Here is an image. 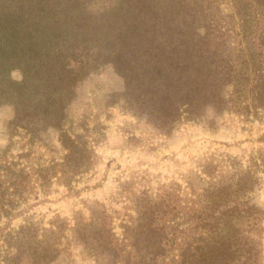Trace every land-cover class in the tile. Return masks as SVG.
Here are the masks:
<instances>
[{"label":"trees","instance_id":"16d2710c","mask_svg":"<svg viewBox=\"0 0 264 264\" xmlns=\"http://www.w3.org/2000/svg\"><path fill=\"white\" fill-rule=\"evenodd\" d=\"M98 1L103 8L92 11ZM231 2L247 51L245 70L227 53L231 28L225 26L221 0H0V108L14 109L8 122L12 143L0 154L5 264L56 263L67 250L68 229L92 251L94 264H261L264 204L257 194L264 183L263 148L246 162L212 153L178 200L134 193L137 214L121 222V239L98 200L88 206L89 215L74 212L72 227L56 214L50 227L24 216L18 228L8 229L24 214L23 201L38 186L50 193L59 173L52 164L29 168L6 159L20 129L32 142L58 131L66 153L57 184L73 190L77 176L93 168L89 134H76L66 123L78 90L102 69L111 67L121 76L130 108L147 113L168 137L183 120L207 119L216 126L226 111L246 120L261 117L264 0Z\"/></svg>","mask_w":264,"mask_h":264},{"label":"rangeland","instance_id":"374dc122","mask_svg":"<svg viewBox=\"0 0 264 264\" xmlns=\"http://www.w3.org/2000/svg\"><path fill=\"white\" fill-rule=\"evenodd\" d=\"M221 4L225 11V26L229 24L231 28L227 53L239 68L245 70L248 56L239 28H236L232 2L221 0ZM103 6V2L98 1L91 5V10H101ZM13 76L20 79L22 73L14 70ZM123 91V79L111 67L92 75L78 90L66 128L76 134H89L95 164L89 172L77 176L73 190L56 183L61 175L59 164L66 153L58 131L44 132L32 142L31 136L20 129L6 159L20 160L29 168L52 164V172L55 169L59 173L52 180L50 193L42 192L38 186L28 200L23 201L19 210H24V214L11 220L8 229L18 228L24 222V216L43 227H50L56 214L66 218L72 227L75 225L74 212L82 210L89 215L88 206L98 200L112 214L114 231L121 239V222L128 220L131 214H137L133 210L134 193L142 198L151 196L157 201L171 194L173 200H178L177 195L184 194L182 190H185L188 178L193 179L194 172L201 173L202 163L212 153L237 155L246 162L252 152L264 149V141L260 139L264 135V112L261 117L246 120L233 111H226L218 118L216 126L207 119L183 120L168 137L159 133L147 113H137L130 108ZM13 116L11 106L0 108V154L12 143L8 122ZM260 175L264 177V172ZM124 182L128 186L126 191ZM257 202L264 204V183L258 191ZM6 224L5 219L0 221L1 227ZM66 233L69 236L67 250L53 264H94L92 251L74 238L72 230L68 229ZM262 243L261 264H264V234ZM4 251L0 248V264H5Z\"/></svg>","mask_w":264,"mask_h":264}]
</instances>
